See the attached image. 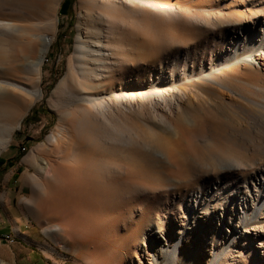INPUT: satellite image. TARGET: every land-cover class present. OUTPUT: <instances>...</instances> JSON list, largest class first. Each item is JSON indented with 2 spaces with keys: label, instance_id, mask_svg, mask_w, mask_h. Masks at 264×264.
I'll use <instances>...</instances> for the list:
<instances>
[{
  "label": "bare ground",
  "instance_id": "obj_1",
  "mask_svg": "<svg viewBox=\"0 0 264 264\" xmlns=\"http://www.w3.org/2000/svg\"><path fill=\"white\" fill-rule=\"evenodd\" d=\"M192 1L187 0L184 4L182 10L187 19L180 28L185 27V31H190V27L203 28L210 34L213 44H228L229 50L220 59L212 61L208 70L189 69V63L195 62L203 51L180 49L182 41L173 45L171 33L164 35L168 51L160 52L163 47L161 38L157 36L156 19L161 18L166 25H172V15L174 19L181 15V11H175V0H80L82 26H78L69 72L52 91L53 99H58L65 112L60 117L57 132L48 136L45 143L30 151L24 159L34 169L30 178L36 192L44 193L48 181L63 183L65 180L64 187L77 199L76 204L80 203L82 184L95 193L102 185L103 188H112L116 199L132 196L137 202H142L157 189L128 175L132 168L123 148L135 145L154 153L160 160L164 153L135 140L130 122L132 115L146 110L148 118L164 124V112L168 114L165 105L169 107L173 99H179L186 93L204 101L198 92L207 87L220 99L219 102L207 101L209 108L222 107L233 101L240 109L254 112L253 121L250 119L252 122H248V127L246 125L245 133L254 135V142L260 148L255 152L264 155V135L261 134L264 128L260 132L255 122L264 124V72L261 69L264 67V0H217L216 8L207 6L200 9L194 7ZM203 1L197 0V3L203 5ZM212 1L207 0V4ZM20 6L21 2L15 1L6 9L0 3V155L19 129L24 114L23 106L14 98L15 94L22 92L35 98L42 94L35 86L51 44L50 39L46 40L41 35L36 37L19 25L13 13H17ZM225 7L231 12L225 13ZM247 22L250 25L245 24ZM217 29H221L218 34L214 33ZM189 35L193 39L196 37V34ZM12 41H20L21 44L12 53V60L7 62ZM179 68L182 70L180 73ZM7 71L29 72L32 75L30 90L6 77ZM227 94L229 101L225 98ZM190 101L193 102L192 98ZM204 122L209 134L202 146L218 141L230 148L235 142L236 135L232 130H225L228 127L224 121L213 116ZM168 129L175 133L173 127L168 126ZM99 153L103 157L97 160L95 157ZM112 155L126 160V163L113 160ZM37 157L42 163L37 161ZM212 160L218 161L217 156ZM233 161L240 166L237 156ZM63 175L66 176L64 179ZM244 182V192H232L229 198H220L217 187L215 190H202L196 184L190 193L185 190L178 195L164 197L160 204L154 200L155 205L149 209L148 216L149 224L154 220L150 230L156 231L150 238L139 237V243H128L126 252H120L126 257V264H144L139 256L140 248L147 255V264H199L198 254L206 249H209L208 258L204 256L206 264H262L264 171L258 182L255 179L251 181V178ZM251 189L255 192L254 203L253 196L250 198ZM249 199L253 200L250 210L247 207ZM24 203L29 211L39 207L34 202V194L25 198ZM209 204L221 208L215 225L208 213ZM235 204L239 207V214L234 211ZM226 205L231 212L227 211ZM77 225L81 230H87L85 223ZM53 228L62 231L65 226L48 225L46 230ZM214 237L221 242L218 249L212 248ZM255 244L261 249V254L255 249ZM209 245L212 246L209 248ZM117 250L118 246L114 253L109 252L111 264L115 261L120 264ZM7 259H10L9 253L0 251V264H8Z\"/></svg>",
  "mask_w": 264,
  "mask_h": 264
},
{
  "label": "rangeland",
  "instance_id": "obj_2",
  "mask_svg": "<svg viewBox=\"0 0 264 264\" xmlns=\"http://www.w3.org/2000/svg\"><path fill=\"white\" fill-rule=\"evenodd\" d=\"M15 1L21 2L17 13H13L19 25L26 31L33 32L36 37L41 35L46 40L50 39L51 44L41 65L39 81L35 86L42 94L39 98L22 92L15 94L14 98L20 106H23L24 114L19 129L15 131L11 142L4 150L10 151L7 154L2 152V156L12 154L11 163L3 166L0 164V251L9 253L10 259L6 261L8 264H111L109 252L114 253L117 246L119 263L126 264L127 259L120 252H126L125 247L128 243L133 245L136 244L134 242L139 243V237L150 238L152 232L156 231L150 230L154 220L149 224L148 216L149 209L155 205L154 200L160 204L164 202V197L178 195L185 190L190 193L195 189L196 184L200 185L202 190H215L217 187L220 198H229L232 192H244L242 187L244 180L251 178V181L255 179V182H258L264 171V155L255 152L260 151V148L254 142V135L252 137L250 135L252 133H245L246 125L248 127V122L253 121L251 118L254 112L240 109L236 102L228 100V94L225 96L226 101H229L228 104L209 108L207 101L213 99L219 102L220 99L207 87L198 92V96L204 101H198L197 97L186 93L179 99H173L169 107L165 105L164 109L168 110V114L167 111L164 112L166 119L164 124L148 118L146 110L141 114L132 115L130 122L135 132V140L139 144L146 143L164 153V158L160 160L154 153L135 145L123 148L124 156L130 160L132 168V172L128 175L157 189L153 195L143 198L142 202H137L132 196L116 199L112 188H103L102 185L95 193L90 187L85 188L82 184L79 191L80 203L76 204L77 199L73 197L74 195H69V190L64 187L65 180H62L63 183L48 181L44 193L36 192L30 178L34 169L24 159L30 151L45 143L48 136L57 132L60 117L65 112L64 106L57 102L58 99H53L52 91L69 72L70 57L78 35V26L80 27L82 21L81 5L80 0H61L60 3L59 0H0V3L7 9L14 5ZM213 1L207 4L205 0L201 2L203 5H200L197 0H193L191 4L198 9L207 6L216 8L217 0ZM185 2L187 0H175V11L178 9L181 15L176 19L172 15V25H166L161 18L156 19L157 36L161 38L163 47L160 52L168 51L167 45H164L166 42L164 35L171 33L174 38L173 45L182 41L183 45L180 49L203 51L202 56L195 62L189 63V69L208 70L212 61L220 59L229 50L228 44H213L210 41V34L203 28L190 27V31H185V27L181 29L183 21L187 19L183 14ZM58 3L59 6L55 11ZM228 10L231 12V9L224 8L225 13ZM150 15L154 18L152 12ZM245 24L250 25L249 22ZM220 31L221 29H217L214 33L218 34ZM189 34H196L195 39L190 38ZM20 44V41L11 42L12 50L7 53V62L12 60V53ZM155 57L158 58V55ZM261 69L264 72V67ZM181 71L179 68L178 73ZM6 77L23 85V88L28 90L31 88L32 75L29 72L18 74L7 71ZM229 96L234 98L231 94ZM213 116L218 121L227 123L228 129L225 130H232L236 135L231 149L218 141L202 146L203 140L209 134L204 121ZM194 122H197L196 126ZM255 122L261 132L264 124L262 126L257 120ZM168 126L173 127L175 133H171ZM261 134L264 135V130ZM238 136L240 139L245 138L240 140ZM231 151L235 154L231 155ZM214 156H217L218 161L212 160ZM234 156L238 157L240 166L233 161ZM102 157L103 154L99 153L95 158L98 160ZM111 158L119 163H126V160L117 155H112ZM37 161L42 163L39 157ZM62 177L64 179L66 176ZM111 182L113 183L114 179ZM251 193L250 198L253 196L254 203L255 192L252 190ZM32 194H34V202L39 207L29 211L24 199ZM252 201L250 199L248 201L249 210L252 209L250 207ZM225 208L231 212L229 205ZM220 210L219 206L216 208L211 204L208 206L213 225L217 222ZM234 211L239 214L237 204ZM80 223H85L86 231L81 230L77 225ZM48 225H63L65 228L62 231H57L55 228L46 230ZM5 235L11 238L10 242L5 240ZM213 243L211 246L216 249L219 248L218 244H221L215 237ZM255 245V249L261 254V249L257 244ZM208 250L204 251L205 255L204 252H199V264H206L204 256L208 258ZM139 256L142 262L147 264V255L143 252V248L139 249ZM117 263L115 261L113 264Z\"/></svg>",
  "mask_w": 264,
  "mask_h": 264
},
{
  "label": "crops",
  "instance_id": "obj_3",
  "mask_svg": "<svg viewBox=\"0 0 264 264\" xmlns=\"http://www.w3.org/2000/svg\"><path fill=\"white\" fill-rule=\"evenodd\" d=\"M8 151H10V150H7L6 152H4L5 154H7V152ZM12 153H13V151H12ZM5 154L2 156V157H0V164L3 166V165H6L7 163H11V161H12V154L11 155H6L5 156ZM4 195L5 194H3V197H4Z\"/></svg>",
  "mask_w": 264,
  "mask_h": 264
},
{
  "label": "built area",
  "instance_id": "obj_4",
  "mask_svg": "<svg viewBox=\"0 0 264 264\" xmlns=\"http://www.w3.org/2000/svg\"><path fill=\"white\" fill-rule=\"evenodd\" d=\"M5 240H8L9 242L11 241V238L8 235L4 236Z\"/></svg>",
  "mask_w": 264,
  "mask_h": 264
},
{
  "label": "trees",
  "instance_id": "obj_5",
  "mask_svg": "<svg viewBox=\"0 0 264 264\" xmlns=\"http://www.w3.org/2000/svg\"><path fill=\"white\" fill-rule=\"evenodd\" d=\"M4 152H5V151H4ZM4 152H3V153H4ZM1 155H2V153H1ZM1 155H0V156H1Z\"/></svg>",
  "mask_w": 264,
  "mask_h": 264
}]
</instances>
